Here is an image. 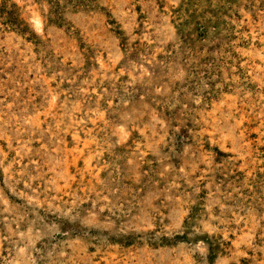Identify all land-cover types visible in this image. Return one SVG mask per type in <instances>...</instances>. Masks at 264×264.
<instances>
[{"label":"rangeland","instance_id":"1","mask_svg":"<svg viewBox=\"0 0 264 264\" xmlns=\"http://www.w3.org/2000/svg\"><path fill=\"white\" fill-rule=\"evenodd\" d=\"M0 264H264V0H0Z\"/></svg>","mask_w":264,"mask_h":264}]
</instances>
